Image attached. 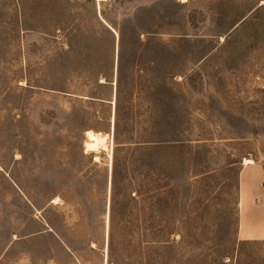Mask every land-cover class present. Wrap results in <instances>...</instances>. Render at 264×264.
Here are the masks:
<instances>
[{"label": "rangeland", "instance_id": "374dc122", "mask_svg": "<svg viewBox=\"0 0 264 264\" xmlns=\"http://www.w3.org/2000/svg\"><path fill=\"white\" fill-rule=\"evenodd\" d=\"M194 16L0 0V264H226L241 176L264 171L261 30L197 60Z\"/></svg>", "mask_w": 264, "mask_h": 264}, {"label": "crops", "instance_id": "0c3cea01", "mask_svg": "<svg viewBox=\"0 0 264 264\" xmlns=\"http://www.w3.org/2000/svg\"><path fill=\"white\" fill-rule=\"evenodd\" d=\"M177 1L184 13L195 15L194 20L184 22L180 37L195 44L202 42L211 45L205 56L197 60L209 59L224 45H230L232 38L243 34L242 31L256 28L261 30V45L256 46L251 42L249 44L253 46L248 51L250 54L261 51V62H264V0ZM201 14H207V19H199ZM217 20L223 23L218 25ZM109 27L118 36L114 28ZM261 87H264V64H261ZM254 171L256 169L252 167L245 169L239 182L236 246L232 247V252L224 260L226 264H264V171L253 175ZM52 232L65 250V258H71L73 263L78 261L64 237L54 230Z\"/></svg>", "mask_w": 264, "mask_h": 264}, {"label": "bare ground", "instance_id": "6f19581e", "mask_svg": "<svg viewBox=\"0 0 264 264\" xmlns=\"http://www.w3.org/2000/svg\"><path fill=\"white\" fill-rule=\"evenodd\" d=\"M106 136L97 133L89 134V141L86 142V151L97 152L100 149V145L104 143ZM247 163H252L251 160H247Z\"/></svg>", "mask_w": 264, "mask_h": 264}, {"label": "trees", "instance_id": "16d2710c", "mask_svg": "<svg viewBox=\"0 0 264 264\" xmlns=\"http://www.w3.org/2000/svg\"><path fill=\"white\" fill-rule=\"evenodd\" d=\"M87 152H92V151H87Z\"/></svg>", "mask_w": 264, "mask_h": 264}]
</instances>
